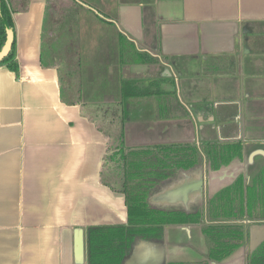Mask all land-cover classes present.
I'll return each instance as SVG.
<instances>
[{"label":"crops","instance_id":"obj_1","mask_svg":"<svg viewBox=\"0 0 264 264\" xmlns=\"http://www.w3.org/2000/svg\"><path fill=\"white\" fill-rule=\"evenodd\" d=\"M60 1L13 2L20 68L0 65V264H89V227L128 222L108 161L122 133L129 149L241 143L218 169L204 156L159 183L149 201L163 209H204L264 168V0ZM126 77L149 91L128 121ZM243 223L248 239L225 260H208L201 224H170L161 239L137 238L122 264H248L258 242Z\"/></svg>","mask_w":264,"mask_h":264},{"label":"trees","instance_id":"obj_2","mask_svg":"<svg viewBox=\"0 0 264 264\" xmlns=\"http://www.w3.org/2000/svg\"><path fill=\"white\" fill-rule=\"evenodd\" d=\"M13 2L14 0H0V65L5 64L19 74L13 18L17 8ZM26 4L27 2L24 8L27 7ZM42 59L45 65L50 64L44 61V52ZM142 83L132 77L120 81L123 101L129 103V111L125 113L126 121L133 117L132 100L149 94V91L141 90ZM241 153L239 142L208 143L203 149L197 145L176 143L129 149L125 146L122 133L121 141L111 151L108 161L113 164V174L118 176L122 173L121 189L118 190L125 194L128 222L89 227L88 263L122 264L137 238L161 239L165 226L170 224H201L203 234L211 243L208 260L222 261L230 257L248 239L247 225L243 220L248 218L253 222H264V168L257 173L250 185H246L244 177L239 176L232 185L218 191L204 209L196 211L159 208L150 203L149 196L159 183L174 176L178 170L196 166L204 156L213 169H218L241 156ZM248 264H264V239L250 253Z\"/></svg>","mask_w":264,"mask_h":264},{"label":"rangeland","instance_id":"obj_3","mask_svg":"<svg viewBox=\"0 0 264 264\" xmlns=\"http://www.w3.org/2000/svg\"><path fill=\"white\" fill-rule=\"evenodd\" d=\"M72 4V2L70 1V0H61L60 2H59V4L60 5H66V4ZM51 7L52 8H54V4L52 3V5H51ZM59 8H61V9H63L62 7H60L59 6ZM86 10H84L83 11V17H82V22H83V18L87 15L86 14V12H85ZM59 16V15H58ZM78 23H79V21H78ZM80 24V23H79ZM83 24V26L86 24V21L84 20V22L82 23ZM65 70V69H64ZM63 72H65V71H63ZM73 73H75L76 74V71H74ZM64 74V73H63ZM64 76V79H65V81H67V80H69L68 78H67V80H66V75L64 74L63 75ZM75 76V75H74ZM76 84H77V82H76ZM67 87V86H66ZM69 87V86H68ZM67 87V88H68ZM76 94V92H74L72 95H75ZM78 95V93L76 94V96ZM249 231H250V233L252 234L253 232H254V234H256L253 238H254V240H255V242H261L263 239H264V223H262V224H253V225H251V227L249 228Z\"/></svg>","mask_w":264,"mask_h":264},{"label":"flooded vegetation","instance_id":"obj_4","mask_svg":"<svg viewBox=\"0 0 264 264\" xmlns=\"http://www.w3.org/2000/svg\"><path fill=\"white\" fill-rule=\"evenodd\" d=\"M263 223H264V222H263ZM253 224H262V223L254 222ZM253 224H252V225H253ZM257 245H258V244H257ZM257 245H256V246H257ZM256 246H255V247H256ZM252 251H253V250H252Z\"/></svg>","mask_w":264,"mask_h":264},{"label":"water","instance_id":"obj_5","mask_svg":"<svg viewBox=\"0 0 264 264\" xmlns=\"http://www.w3.org/2000/svg\"><path fill=\"white\" fill-rule=\"evenodd\" d=\"M9 45H11V39H10V42H9ZM0 59H1V57H0ZM260 242H258V244H259ZM255 248V247H254Z\"/></svg>","mask_w":264,"mask_h":264}]
</instances>
